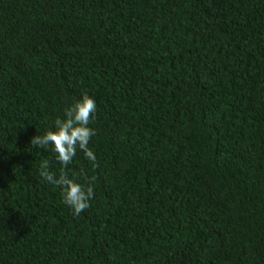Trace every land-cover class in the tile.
I'll use <instances>...</instances> for the list:
<instances>
[{"label":"trees","instance_id":"1","mask_svg":"<svg viewBox=\"0 0 264 264\" xmlns=\"http://www.w3.org/2000/svg\"><path fill=\"white\" fill-rule=\"evenodd\" d=\"M84 94L75 216L30 141ZM0 264H264V0H0Z\"/></svg>","mask_w":264,"mask_h":264},{"label":"clouds","instance_id":"2","mask_svg":"<svg viewBox=\"0 0 264 264\" xmlns=\"http://www.w3.org/2000/svg\"><path fill=\"white\" fill-rule=\"evenodd\" d=\"M97 110L96 102L89 95L84 94L82 99L74 102L64 111L63 118H57L53 128L43 135H35L30 144L41 149L51 150L56 154L57 161L62 165L59 176L50 171L49 161L43 160L39 166L40 177L48 183L61 189L63 203L68 206L73 215L78 216L90 207V201L94 199V179L89 178L81 170L79 176L83 182H78L75 175L69 176L66 169L73 163L77 150L81 151L85 158L96 164V155L89 147L95 130L89 127Z\"/></svg>","mask_w":264,"mask_h":264}]
</instances>
